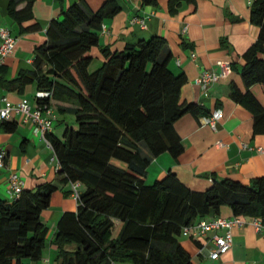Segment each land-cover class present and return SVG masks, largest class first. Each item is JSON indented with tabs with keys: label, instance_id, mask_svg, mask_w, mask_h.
I'll list each match as a JSON object with an SVG mask.
<instances>
[{
	"label": "trees",
	"instance_id": "obj_1",
	"mask_svg": "<svg viewBox=\"0 0 264 264\" xmlns=\"http://www.w3.org/2000/svg\"><path fill=\"white\" fill-rule=\"evenodd\" d=\"M157 5V0H142ZM182 1L169 0L175 13ZM35 0H8V15L22 31L36 30ZM25 4L22 9L19 6ZM120 12L115 1L98 11L74 3L54 19L46 40L36 46L32 68L13 78L0 68V89L24 93L36 84L38 106L52 101L74 104L77 127L63 137L47 134L62 182L80 184L76 212L63 214L53 244L60 264H192L181 244L183 228L222 215L260 218L264 224V176L243 183L214 180L204 191L184 184L172 170L146 183L153 159L184 152L175 124L185 115H208L200 103L182 102L184 73L170 68L172 54L164 37L127 43L121 50L101 49L103 62L94 70L92 49L99 46L106 20ZM251 22L260 28L257 40L243 55L245 91L231 86V99L250 111L253 134L264 135V107L251 88L264 86V0H254ZM7 132L17 123L1 122ZM124 165L121 167L114 163ZM57 186L45 183L24 190L18 199L0 200V264H29L42 259L49 228L42 212L50 207ZM122 226L114 237L115 224Z\"/></svg>",
	"mask_w": 264,
	"mask_h": 264
},
{
	"label": "crops",
	"instance_id": "obj_2",
	"mask_svg": "<svg viewBox=\"0 0 264 264\" xmlns=\"http://www.w3.org/2000/svg\"><path fill=\"white\" fill-rule=\"evenodd\" d=\"M115 1L120 12L105 21L107 31H100V43L92 49L93 69L102 62L101 49L121 50L127 43H136L155 36L164 37L172 54L170 68L175 73H184L187 83L182 89L181 100L200 103L208 115L195 117L187 114L175 124L182 139L184 152L177 159L169 153L153 159L148 168L146 183L151 185L172 170L178 178L195 191L208 189L214 180L232 178L243 183L264 176V135L253 134L254 118L250 111L235 103L231 97L234 84L245 91L241 78L244 65L243 55L257 40L260 28L251 22L250 10L254 0H196L195 4L182 1L173 14L169 0H157V5L144 4L142 0H35L34 19L23 24L38 25L36 30L22 31L8 15V0H0V27L8 29L17 38L15 52L5 60L6 77L13 79L22 70L32 68L36 46L46 40V31L54 19L74 3L85 4L98 11L107 2ZM25 4L19 6L22 9ZM135 19L145 21L142 27ZM196 59H192V55ZM220 62L231 65V73L221 78L204 91L196 80L203 70L221 72ZM254 96L264 107V86L251 88ZM39 90L36 84L29 85L24 93L6 92L0 89V106L17 104L24 100L35 102ZM5 98L6 102L1 99ZM55 115L49 135L62 138L67 127L76 128L75 111L71 103L52 101ZM223 118L216 130L206 123L216 111ZM71 113H74L72 116ZM67 116L69 118H67ZM17 123L14 132H7L0 122V151L7 153L5 166L0 168V200L13 201L9 191V175L16 172L24 181V190H35L39 185L50 183L57 186L50 207L42 212L41 218L49 228V236L42 259L29 264H60L57 247L53 244L57 225L63 214L76 212L71 183L62 182L57 172V161L52 148L34 132V125L22 116L12 120ZM260 149L263 151L261 152ZM124 167L123 164L114 161ZM152 179V183L148 182ZM222 217H233L225 207ZM253 218H245L247 225L232 230L233 247L218 261L209 258L208 251H201L192 238L183 236L181 244L190 253L192 264H264V233L251 225ZM114 237L121 224L116 222ZM210 249V246H206Z\"/></svg>",
	"mask_w": 264,
	"mask_h": 264
},
{
	"label": "built area",
	"instance_id": "obj_3",
	"mask_svg": "<svg viewBox=\"0 0 264 264\" xmlns=\"http://www.w3.org/2000/svg\"><path fill=\"white\" fill-rule=\"evenodd\" d=\"M142 27L145 26V21L135 19ZM103 31H107L106 26L102 27ZM17 38L8 29L0 27V68L4 65L5 60L12 56L15 52ZM192 59H196V55H192ZM221 72L217 73L213 70H203L196 82L204 91L220 81L221 78L227 77L231 73V65L220 62ZM38 96H44L45 93H38ZM6 102L5 98L1 99ZM15 116H22L26 121H30L34 125V132L40 136L50 147V142L47 139V134L50 133L54 126L55 115L50 107L38 106L36 103H31L24 100L17 104L7 103L5 106H0V122L12 120ZM221 110L216 111L206 123L216 130L217 124L223 118ZM52 148V147H51ZM262 152L263 150L260 149ZM7 153L4 150L0 151V168L5 166ZM56 159V158H55ZM80 184H73L72 191L76 200L79 199ZM24 189V181L16 172H11L9 175V191L14 199H18ZM247 221L243 217L233 216L231 218L215 217L205 218L194 222L193 224L183 228V235L195 240L201 251H208L209 258L212 261H218L223 255L231 251L233 247L232 230L234 227H242L247 225ZM256 230L264 233V224L260 218H253L251 221ZM207 245L210 249H207Z\"/></svg>",
	"mask_w": 264,
	"mask_h": 264
},
{
	"label": "rangeland",
	"instance_id": "obj_4",
	"mask_svg": "<svg viewBox=\"0 0 264 264\" xmlns=\"http://www.w3.org/2000/svg\"><path fill=\"white\" fill-rule=\"evenodd\" d=\"M92 66V65H91ZM92 69H93V66L91 67ZM72 114V116H74L73 114L74 113H71ZM70 117V116H69ZM68 116H67V118H69ZM152 181V179L150 178L149 180H148V182L150 183ZM152 183V182H151ZM183 238H185V237H183V236H181L180 237V240H182Z\"/></svg>",
	"mask_w": 264,
	"mask_h": 264
}]
</instances>
